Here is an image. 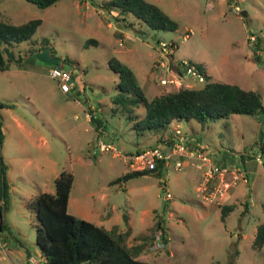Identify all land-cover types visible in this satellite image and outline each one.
I'll return each mask as SVG.
<instances>
[{"label": "rangeland", "instance_id": "obj_1", "mask_svg": "<svg viewBox=\"0 0 264 264\" xmlns=\"http://www.w3.org/2000/svg\"><path fill=\"white\" fill-rule=\"evenodd\" d=\"M108 1L57 0L43 8L27 0H0V19L41 20L30 38L9 45L25 68L41 74L0 71V100L13 103L0 108V264H25L28 254L43 262L38 220L26 200L54 192V178L62 170L73 174L68 211L97 222L102 213L108 229L128 230V246L139 248L137 257L147 264H264V244L253 247L264 220V116L232 113L203 123L181 119L165 129L136 130L125 112L113 109L118 75L108 65L111 56L127 63L151 97L170 89L154 76L163 72L161 59L170 70L177 59H186L202 65L210 80L256 89L264 100V0H236L245 16L233 11L229 0H149L177 21L176 30L153 29L131 13L122 17L105 7ZM160 40L176 44L166 58L160 57ZM55 66L73 70L74 88L49 75ZM134 114L144 116L142 103ZM176 127L219 149V165L245 172L247 181L237 180L224 197L208 202L198 190L202 170L190 159L181 169L115 180L130 168L112 150H101L98 139L133 152ZM223 204L233 209L222 219ZM159 217L164 239L152 249Z\"/></svg>", "mask_w": 264, "mask_h": 264}, {"label": "trees", "instance_id": "obj_2", "mask_svg": "<svg viewBox=\"0 0 264 264\" xmlns=\"http://www.w3.org/2000/svg\"><path fill=\"white\" fill-rule=\"evenodd\" d=\"M27 1L44 8L57 0ZM105 7L117 10L122 17L125 13H131L153 29L176 30L178 27L175 19L149 0H109L105 2ZM40 22L39 18H31L21 23L0 19V71L12 64L22 66L21 58L15 55L9 45L30 38ZM108 65L118 75L116 82L118 91L112 99L115 104L113 109L125 112L136 130L165 129L172 121L181 119H194L203 123L208 118L227 117L232 113L251 114L259 119V115L264 113V100L258 90L244 88L236 83L212 81L208 74L207 81L200 87L165 90L147 97L136 73L127 63L111 56ZM74 77L73 73L72 80ZM141 103L145 107V114L139 118L134 114V107ZM11 105L13 103L0 100V108ZM92 120H95L97 125L100 124L95 115L92 116ZM261 126H264V121ZM261 126L260 135L264 140V128ZM162 140L163 138H160L156 143ZM2 141L3 132L0 124V151ZM166 170L161 164L149 170L130 169L115 180ZM0 173H4L1 152ZM72 182L73 174L62 170L54 178V192L41 191L26 200L27 206L34 211L38 220L36 242L41 251L42 263L147 264L145 260L137 257L139 248L132 249L128 246L126 242L128 230L120 231L116 227L108 229L68 211ZM232 209L233 204H223L221 218L223 219ZM2 226L3 222L0 219V230ZM154 227L163 229L161 217L156 219ZM263 244L264 220L257 225L253 247L261 248ZM30 257L28 254L25 264H32L29 261Z\"/></svg>", "mask_w": 264, "mask_h": 264}, {"label": "built area", "instance_id": "obj_3", "mask_svg": "<svg viewBox=\"0 0 264 264\" xmlns=\"http://www.w3.org/2000/svg\"><path fill=\"white\" fill-rule=\"evenodd\" d=\"M229 6L237 13L241 11L236 0H229ZM157 46L159 47L160 57L166 58L167 55L171 54L176 44L174 41L160 40ZM165 62L161 59L160 65L163 67V72L154 76L160 85L170 86L169 90L181 87H200L207 81L205 69L196 62L177 59L175 68L171 70ZM72 74L73 70L64 66H55L49 71V75L64 88H67V86L69 88L74 87ZM98 143L101 150H112L113 155L124 160L131 170L154 169L159 164L166 169H181L186 161L190 159L194 166L202 170V181L198 190L202 193L203 199L208 202L224 197L225 191L229 186L236 184L237 180L247 181L245 172L233 170L227 165H219L217 162L221 152L219 149H209L207 144L200 143L198 139L183 133L178 127L174 128V133L166 135L162 141L148 147L136 149L133 152L117 149L113 143L104 142L100 139H98ZM163 188L165 189V197L169 199L171 193L166 184L163 185ZM163 239L164 230L161 227L156 228L150 247L152 249L160 247ZM29 261L32 264H42L41 261L33 257H30Z\"/></svg>", "mask_w": 264, "mask_h": 264}, {"label": "crops", "instance_id": "obj_4", "mask_svg": "<svg viewBox=\"0 0 264 264\" xmlns=\"http://www.w3.org/2000/svg\"><path fill=\"white\" fill-rule=\"evenodd\" d=\"M244 10V9H243ZM246 11V10H245ZM13 65V64H12ZM15 66H17V65H15ZM5 71L6 70H9V71H14V72H11V73H15V74H17V71H19V74H21V73H24V72H26V73H30V74H36V75H39V74H41V72H40V70H36V69H33V68H25V65L22 63V66H18L17 68H14V69H10V68H7V69H4ZM4 70H2V71H4ZM22 75H24V74H22ZM86 119L88 120V121H90L91 122V119L90 118H88V115H86ZM111 209H113V205L111 204ZM77 216V215H76ZM79 217V216H78ZM100 218H101V220L100 221H93L92 219H89V218H86L87 220H91V221H93L95 224H101L103 227H105L104 225H103V219L102 218H104V215L102 214V213H100ZM105 228H107V227H105Z\"/></svg>", "mask_w": 264, "mask_h": 264}, {"label": "water", "instance_id": "obj_5", "mask_svg": "<svg viewBox=\"0 0 264 264\" xmlns=\"http://www.w3.org/2000/svg\"><path fill=\"white\" fill-rule=\"evenodd\" d=\"M241 15L245 16L246 15V11L245 10H241ZM263 116H264V113H261L260 116H259V120H262ZM263 128H264V126H263ZM0 219H1V215H0ZM42 264H47V263H42Z\"/></svg>", "mask_w": 264, "mask_h": 264}]
</instances>
